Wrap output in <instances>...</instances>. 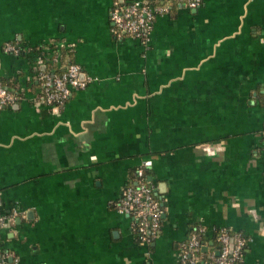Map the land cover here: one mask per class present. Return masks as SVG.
Returning a JSON list of instances; mask_svg holds the SVG:
<instances>
[{
  "label": "crops",
  "instance_id": "0c3cea01",
  "mask_svg": "<svg viewBox=\"0 0 264 264\" xmlns=\"http://www.w3.org/2000/svg\"><path fill=\"white\" fill-rule=\"evenodd\" d=\"M125 1L0 0V82L18 97L0 113V264H179L199 226L195 264H215L222 229L264 264V0L179 5L149 45L113 34ZM67 59L89 83L53 110L43 75ZM147 160L149 244L116 208Z\"/></svg>",
  "mask_w": 264,
  "mask_h": 264
},
{
  "label": "built area",
  "instance_id": "2783aa9c",
  "mask_svg": "<svg viewBox=\"0 0 264 264\" xmlns=\"http://www.w3.org/2000/svg\"><path fill=\"white\" fill-rule=\"evenodd\" d=\"M203 0H161L160 4L152 0H127L116 2L111 11L114 24L113 34L117 39L132 37L149 45L152 40L154 25L160 15L170 11V4L183 5L189 9H197ZM7 52L18 53L19 48L8 43ZM82 67L71 63L59 74H44L43 85L39 100L44 106L53 110L63 108L75 90L84 89L89 81L83 80ZM18 97L7 86L0 82V113L12 105ZM151 162L145 161L136 170L133 182L128 183L122 190L121 198L116 205L119 212L133 217L134 228L143 243H151L160 236L163 209L155 189L147 176ZM4 217H0V222ZM203 226L191 233L188 239L181 243L179 264H195L201 249ZM220 253L215 258V264H241L244 248L248 238L244 233H231L222 229L218 233Z\"/></svg>",
  "mask_w": 264,
  "mask_h": 264
},
{
  "label": "trees",
  "instance_id": "16d2710c",
  "mask_svg": "<svg viewBox=\"0 0 264 264\" xmlns=\"http://www.w3.org/2000/svg\"><path fill=\"white\" fill-rule=\"evenodd\" d=\"M154 3H157V4H160L161 3V0H152ZM179 6V4H170V6H169V8H170V11L172 12L173 10H175L171 15L173 16V17H175L176 16V8ZM169 11V12H170ZM67 50V49H66ZM62 54H65V55H69V54H71V51L70 50H67V51H62ZM61 56H63V55H61ZM68 60V62L67 61H65V60H63L65 63H68L67 65H69V64H71V63H73L72 61L71 62H69L70 60L69 59H67ZM66 65V66H67ZM65 66V67H66ZM65 67H63L62 69L60 68V69H57L56 67H54V66H52L51 68H49V69H47L46 71H45V74H59V73H61V72H63V70L65 69ZM43 81H44V79H42V85H43ZM2 84H4L5 86L7 85V83L6 82H4V81H2L1 82ZM7 87H8V85H7ZM41 89H42V87H41ZM10 90V89H9ZM11 91V90H10ZM12 92V91H11ZM13 93V92H12ZM14 94V93H13ZM16 95V94H15ZM148 174H149V171L147 170V176H148ZM232 233V232H231ZM244 250H245V248H244ZM244 252V251H243Z\"/></svg>",
  "mask_w": 264,
  "mask_h": 264
},
{
  "label": "water",
  "instance_id": "95a60500",
  "mask_svg": "<svg viewBox=\"0 0 264 264\" xmlns=\"http://www.w3.org/2000/svg\"><path fill=\"white\" fill-rule=\"evenodd\" d=\"M194 10H196V9H194ZM151 179H152V177H151ZM30 214V213H29ZM29 216V215H28ZM30 217V216H29Z\"/></svg>",
  "mask_w": 264,
  "mask_h": 264
}]
</instances>
